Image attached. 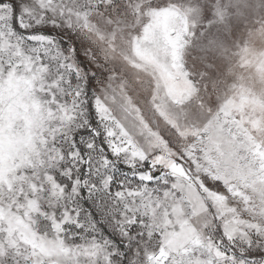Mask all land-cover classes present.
Here are the masks:
<instances>
[{
    "label": "snow or ice",
    "instance_id": "6c2138e0",
    "mask_svg": "<svg viewBox=\"0 0 264 264\" xmlns=\"http://www.w3.org/2000/svg\"><path fill=\"white\" fill-rule=\"evenodd\" d=\"M0 264H264V0H0Z\"/></svg>",
    "mask_w": 264,
    "mask_h": 264
}]
</instances>
